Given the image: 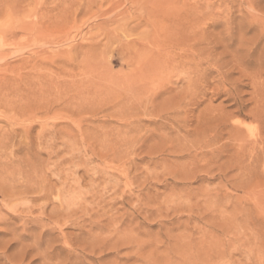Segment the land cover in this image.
Listing matches in <instances>:
<instances>
[{"label":"rangeland","instance_id":"obj_1","mask_svg":"<svg viewBox=\"0 0 264 264\" xmlns=\"http://www.w3.org/2000/svg\"><path fill=\"white\" fill-rule=\"evenodd\" d=\"M0 140V264H264V0H0Z\"/></svg>","mask_w":264,"mask_h":264},{"label":"bare ground","instance_id":"obj_2","mask_svg":"<svg viewBox=\"0 0 264 264\" xmlns=\"http://www.w3.org/2000/svg\"><path fill=\"white\" fill-rule=\"evenodd\" d=\"M9 140V139H8ZM1 141V140H0ZM9 143L10 142H4V141H2L1 143H0V150H2L3 148H6V147H8L9 146ZM12 165V164H11ZM8 179V178H7ZM8 181V180H7ZM4 183H6L5 181H4ZM25 183V182H24ZM7 185V184H6ZM4 189V188H3ZM8 193V192H7ZM4 195H6V194H4ZM6 198V197H5ZM2 201H4V200H2ZM6 201V200H5ZM10 203H11V200H10ZM70 251V250H69ZM47 258V257H46ZM49 260V259H48ZM70 262V261H69Z\"/></svg>","mask_w":264,"mask_h":264}]
</instances>
